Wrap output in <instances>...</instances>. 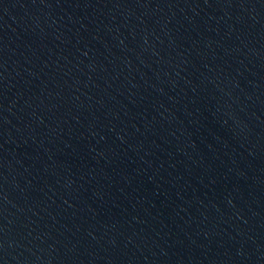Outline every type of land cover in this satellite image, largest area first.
Wrapping results in <instances>:
<instances>
[{"label":"water","instance_id":"95a60500","mask_svg":"<svg viewBox=\"0 0 264 264\" xmlns=\"http://www.w3.org/2000/svg\"><path fill=\"white\" fill-rule=\"evenodd\" d=\"M0 264H264V0H0Z\"/></svg>","mask_w":264,"mask_h":264}]
</instances>
